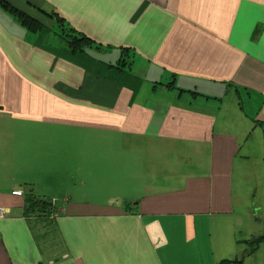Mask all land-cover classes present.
Returning <instances> with one entry per match:
<instances>
[{
  "label": "crops",
  "instance_id": "1",
  "mask_svg": "<svg viewBox=\"0 0 264 264\" xmlns=\"http://www.w3.org/2000/svg\"><path fill=\"white\" fill-rule=\"evenodd\" d=\"M7 1L133 65L82 62L88 51L52 50L31 37L44 27L0 14V264L263 255L264 241L245 253L264 213L244 165L264 160V0ZM30 190L53 202L52 224L24 214Z\"/></svg>",
  "mask_w": 264,
  "mask_h": 264
},
{
  "label": "trees",
  "instance_id": "2",
  "mask_svg": "<svg viewBox=\"0 0 264 264\" xmlns=\"http://www.w3.org/2000/svg\"><path fill=\"white\" fill-rule=\"evenodd\" d=\"M0 6L5 8L9 13H11L19 22H21L24 26H26L29 30L33 32H37L42 29L43 24L30 16L25 11L19 9L18 7L12 5L7 0H0ZM48 16L55 19L56 26H58V30L54 32L59 35L60 39L64 41V43L70 48L73 54L86 53L88 49H94L96 51H102L104 45L96 42L88 35L76 30L72 25H70L61 15L55 12H48L44 9H41ZM133 52L127 48L121 49V54L115 64L114 67L122 70L128 71L129 68L133 65ZM168 87L174 88V82L170 81L166 84ZM197 93V92H193ZM53 202L50 199L40 197L30 190L25 195V205H24V214L28 218H37L39 221L45 219L48 220V225L52 224V214L53 210ZM127 207H133L130 204H127ZM264 241V233L257 237L252 238L245 242L247 244V249L245 250L246 255H251L255 251L258 250L260 244ZM245 255L243 254L241 257H236L233 259H223L218 264H243Z\"/></svg>",
  "mask_w": 264,
  "mask_h": 264
},
{
  "label": "rangeland",
  "instance_id": "3",
  "mask_svg": "<svg viewBox=\"0 0 264 264\" xmlns=\"http://www.w3.org/2000/svg\"><path fill=\"white\" fill-rule=\"evenodd\" d=\"M32 13L34 15H38L37 12L32 10ZM0 14L5 15L6 17H10V18H15L13 15H11V13L9 14V12L3 8L2 6H0ZM40 15V13H39ZM48 21L46 22L47 24L50 25H54L53 22L48 18ZM52 27L45 25L44 28L41 30V34L38 36H31L34 40H38V43L40 44H47L46 42V38L50 37V41L48 42L49 44V48H51L52 50H55L57 52H60L62 54H67L69 55L71 53V55H73L72 52L69 53L70 50H66L67 49V45L62 42V40L59 38L60 36L55 34L54 32H56L59 28L58 26L54 25V32H52ZM88 52L90 53V55L86 56L84 55L83 57H81L82 62H86V63H94L93 60H97V59H102L106 62H109L110 60L112 61H116V59L119 57V52H116V55L112 56V52H100V51H96L94 49H88ZM80 59V58H78ZM99 69V72L103 73V71H105V67L102 69V67H100L99 65L97 66ZM257 170H258V175H257ZM244 172L246 174H249L252 176V179L250 181V179L247 180V182L251 183V185L253 186V188L250 190V203L253 207H251L252 210H254L256 212V215H258L259 217L263 215L264 211H263V207H264V194H263V185H264V160L262 159H257V161L255 160H251V161H247V163L244 165ZM259 185V192L257 193V189L256 187ZM248 184H244L243 183V188H247L248 189ZM42 225V223H41ZM46 231V229L41 226V227H37V232L38 235L40 237V235L43 237L41 238V241H48L52 239V234H47L44 233ZM44 233V234H43ZM56 237H54L55 239ZM45 244V243H44ZM243 247H246L243 246ZM261 252H262V256H258V258H253L254 260H251L252 262H250L249 264H264V245L261 248Z\"/></svg>",
  "mask_w": 264,
  "mask_h": 264
},
{
  "label": "built area",
  "instance_id": "4",
  "mask_svg": "<svg viewBox=\"0 0 264 264\" xmlns=\"http://www.w3.org/2000/svg\"><path fill=\"white\" fill-rule=\"evenodd\" d=\"M15 195H23V192L21 190H17L13 192Z\"/></svg>",
  "mask_w": 264,
  "mask_h": 264
}]
</instances>
